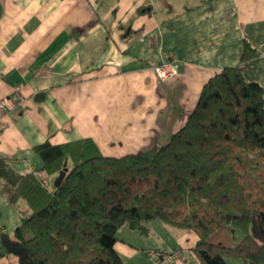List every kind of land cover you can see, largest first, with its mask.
<instances>
[{
  "label": "crops",
  "instance_id": "crops-1",
  "mask_svg": "<svg viewBox=\"0 0 264 264\" xmlns=\"http://www.w3.org/2000/svg\"><path fill=\"white\" fill-rule=\"evenodd\" d=\"M245 42L256 56L243 74L264 89V0H0V102L9 99L0 106V154L17 172L45 174L35 147L47 140L91 138L109 157L164 144L204 84L239 64ZM164 62L179 65L174 79H158ZM3 187L0 179V233L12 235L29 208L10 203ZM148 228L119 230L123 264H201L194 231L158 220Z\"/></svg>",
  "mask_w": 264,
  "mask_h": 264
},
{
  "label": "trees",
  "instance_id": "trees-1",
  "mask_svg": "<svg viewBox=\"0 0 264 264\" xmlns=\"http://www.w3.org/2000/svg\"><path fill=\"white\" fill-rule=\"evenodd\" d=\"M256 56L245 42L239 64L202 87L184 126L168 141L109 157L91 138L35 147L51 190L0 154L10 203L29 211L13 234L0 233V258L19 264H123L121 228L147 235L148 223L194 231L201 264H264V89L243 74Z\"/></svg>",
  "mask_w": 264,
  "mask_h": 264
},
{
  "label": "built area",
  "instance_id": "built-area-1",
  "mask_svg": "<svg viewBox=\"0 0 264 264\" xmlns=\"http://www.w3.org/2000/svg\"><path fill=\"white\" fill-rule=\"evenodd\" d=\"M179 71H180L179 65L175 62H164V63L155 67L156 75H157L158 79L162 80V81H169V80L174 79L179 74ZM15 98H16V100H18V102H22V96H21L20 88L17 90ZM7 104H9L8 98L3 99L0 102L1 107L6 106ZM34 174L37 176V178L40 180V182L43 185H45L46 187L48 186L47 179L44 176L43 172L34 171ZM148 254L151 258H154L157 262H161V260L163 258L161 253L157 252V251H149ZM179 256H180V252H176L174 254L168 255L166 257V260L169 262H173Z\"/></svg>",
  "mask_w": 264,
  "mask_h": 264
},
{
  "label": "water",
  "instance_id": "water-1",
  "mask_svg": "<svg viewBox=\"0 0 264 264\" xmlns=\"http://www.w3.org/2000/svg\"><path fill=\"white\" fill-rule=\"evenodd\" d=\"M67 161L64 163V169L60 171L59 175L56 177V179L54 180V186L55 187H59L64 179V176L66 174L67 171Z\"/></svg>",
  "mask_w": 264,
  "mask_h": 264
},
{
  "label": "rangeland",
  "instance_id": "rangeland-1",
  "mask_svg": "<svg viewBox=\"0 0 264 264\" xmlns=\"http://www.w3.org/2000/svg\"><path fill=\"white\" fill-rule=\"evenodd\" d=\"M44 174V173H43ZM44 176L46 177L47 179V176L44 174ZM56 179V178H55ZM47 182H48V179H47ZM226 262L227 264H242V262L240 260H237V259H230V258H227L226 259Z\"/></svg>",
  "mask_w": 264,
  "mask_h": 264
}]
</instances>
